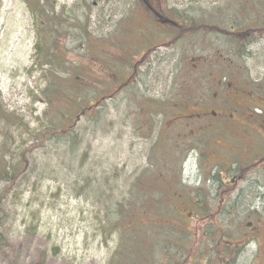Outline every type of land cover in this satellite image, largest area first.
Returning a JSON list of instances; mask_svg holds the SVG:
<instances>
[{
  "label": "rangeland",
  "instance_id": "obj_1",
  "mask_svg": "<svg viewBox=\"0 0 264 264\" xmlns=\"http://www.w3.org/2000/svg\"><path fill=\"white\" fill-rule=\"evenodd\" d=\"M76 1L0 0V107L22 118L31 130L48 125L45 118L47 104L41 97V91L46 87L45 73L33 66L40 25L44 27L49 21L56 22V28L49 30L61 38L63 46L60 48H68L71 50L69 57L90 67L85 70L92 72L93 69L99 73L101 67L87 56L86 38L98 43L96 49L104 51L106 56L126 64L135 56L129 31L147 32L145 27L138 31L132 25H126L124 36L116 41V48L105 47V41L112 36L117 39L118 35L101 21L103 4L93 8L91 0H81L75 5ZM38 2L36 8L41 12L37 10L34 14L30 4ZM197 2L193 0V3ZM45 11L48 17L37 16ZM129 11L127 8L126 23L129 22ZM86 27L92 32L87 37ZM197 38L196 35L189 41L186 50L168 48L145 54L139 50L140 54L134 59V64L139 67L132 85L114 99L106 100L98 108L97 116L81 117L76 127L80 139L76 151L66 142L55 139L38 144L27 134L20 137V131L13 132V128H10L12 136H9L0 122V146H4L3 151L10 163L18 161V157H12L13 151L22 153L32 145L38 147L30 157L27 156L25 174L11 187L5 201L9 217L1 230L7 234L10 246L6 255L0 256V264H112L123 240L128 242L127 245L136 246L134 250H142L144 256L154 247L156 264L164 255L161 246H169L166 251L172 255L176 252L172 244L183 242L182 247L186 249L185 240L190 242L188 252H203L207 264L214 262L220 250L228 251L227 264H256L258 256L263 259L259 264H264V245L259 254L261 245L256 233V228L264 223L258 225L261 219L264 221L261 208L209 213L221 215L216 219L220 220L219 223L216 220L200 223L198 217L201 215L197 212L193 213L194 216H182L181 222L168 217L164 220L168 227L157 234L158 237L152 242L142 237L139 244L127 238L130 237L127 233L124 237L123 228L117 229L122 219L116 211H121L122 203L135 202L133 189L143 176L141 173L150 166L147 157L172 156L177 150H184L181 146L186 144L185 140L169 141L176 132L174 129L166 132L165 128L173 117L170 112L177 109L176 103L191 108L200 105V102L190 103L182 96L187 93L182 91L184 88L205 92V80L203 76L201 79L197 76L201 66L197 69L192 65H198V59L214 61L216 53L209 49L200 50ZM89 49L92 55L93 45ZM221 53L223 58L233 59L231 54ZM260 56L261 61L256 57L254 61L258 65L250 73L254 80L264 78V51ZM234 61L236 72L245 77L249 71L247 63ZM223 73L232 75L228 70ZM130 75L131 72L125 74L126 79ZM58 76L66 77L64 73ZM256 85L264 86V82ZM142 99L146 103L157 102V106L161 105L157 108L164 111L150 112L147 116L149 112L138 110ZM144 124H153L152 131H146ZM160 161L165 159L153 160L156 164ZM142 168L145 170L141 171ZM4 185L0 182V192ZM143 217L145 221L153 220L150 215ZM184 223L186 226L181 228ZM215 232L217 235L213 234ZM204 233H208V237H204ZM243 237L246 238L244 245L240 249L234 248L240 247ZM213 247L215 250L211 252ZM222 264H226L225 260Z\"/></svg>",
  "mask_w": 264,
  "mask_h": 264
},
{
  "label": "flooded vegetation",
  "instance_id": "obj_2",
  "mask_svg": "<svg viewBox=\"0 0 264 264\" xmlns=\"http://www.w3.org/2000/svg\"><path fill=\"white\" fill-rule=\"evenodd\" d=\"M91 2L93 8L103 4L101 20L118 35L117 39L112 36L105 41V47L116 48V41L124 36L125 26L132 25L138 31L142 27L147 30L146 33L129 31L135 50L152 53L168 48L186 50L189 41L197 35L200 50L216 53L214 61L198 59V65H192L197 69L201 66L197 76L199 79L203 76L205 92L183 89H192L200 105L170 112L173 117L165 131L170 133L174 129L176 135L169 141L185 140L186 144L181 146L184 150H177L172 156L147 157L150 166L141 170H145L141 174L146 178L154 176L166 181V187L139 188L137 194L144 192L152 197L147 203L149 209L158 206L160 210L186 212L188 216L194 212L224 213L239 208L264 210V86L256 85L264 82V78L254 80L250 75L258 65L254 60L257 57L261 61L260 54L264 51V0H198L197 4L193 0ZM127 8L130 10L128 23ZM221 52L247 63L250 72L242 77L234 68L235 61L223 58ZM225 70L232 75L224 74ZM163 111L142 110L149 112L147 116L150 112ZM144 126L149 132L154 127L153 124ZM156 159L165 161L156 164L153 162ZM263 224L256 228L261 250ZM193 259H187L188 263L195 264ZM259 260L263 259L259 256L256 264Z\"/></svg>",
  "mask_w": 264,
  "mask_h": 264
},
{
  "label": "trees",
  "instance_id": "obj_3",
  "mask_svg": "<svg viewBox=\"0 0 264 264\" xmlns=\"http://www.w3.org/2000/svg\"><path fill=\"white\" fill-rule=\"evenodd\" d=\"M36 7H39V2L30 4V8H33L32 11L34 14L35 11L39 10ZM37 16L43 18V16L48 17L49 14L45 11L39 13ZM40 26L42 28L37 30L38 42L34 47L35 55L33 66L37 70H41L45 73L46 87L41 91V97L47 104L45 118L48 125L42 129H37L35 131L31 130L29 125L22 118L3 110L1 107L0 122L1 125L5 127L6 134L9 136H12L10 128H13V132L20 131V137L27 134L38 142V144H44L49 140L55 139L56 141L66 142L71 146L73 151H76L80 143L76 127L81 117L97 116L98 108L103 106L106 100L114 99L132 85L139 67V64H134V59L140 51L135 50V56L132 62L126 64L117 63L115 57H108L105 55L104 51L96 49L99 47V44L88 37L85 39L86 49L88 50L87 56L101 67V73L93 69L92 72H90L85 70V67L90 68L87 64L77 62L75 59L69 57L71 50L68 48L62 50L60 48V46H63L61 44V38L55 37L54 33L49 30L50 28H56V22L49 21L45 23L44 27L42 25ZM87 35L86 33V37ZM92 45L95 50L93 49V54L90 55L89 47ZM100 51L101 53H99ZM108 60H110L109 63ZM143 60L144 58L142 61ZM90 63L92 64V62ZM128 72H131V75L126 79L125 74ZM59 73H64L66 77H59ZM116 75L119 76L116 77ZM123 76L125 79H123ZM189 91V93H184L182 96L190 100V103L199 102L198 95L196 96L192 89ZM145 101V99H142V101L138 103V110L140 112L146 108L152 107V105H156V108L161 106H157L158 103L155 101H150L148 103ZM176 105V108H186L180 103H176ZM145 106L147 107L145 108ZM37 148L38 147L35 145H32L26 152L16 153L13 151L12 157H18V161L16 163H10L7 160L6 152L3 151L4 146H0V182L5 183L4 190L0 192V256L6 255L10 246L7 234L1 230L5 228V222L9 217L5 209V201L8 198L11 187L25 174L24 170L28 163L27 156L29 155L30 157L32 151ZM165 182V180L159 177H140L137 185L133 189L135 193L132 195L135 202L133 204L122 203L121 211L117 209V215H120L122 219L121 220L119 217L121 223L117 229L123 228V236L125 237L129 234L130 237L127 238L133 239V243L139 244L138 240L142 237L152 242L154 237H158L156 236L157 234L162 233L163 229L168 227L165 226V224H167L166 221H164L165 219L171 217L180 221L182 215H187L186 212L163 211L160 210L158 206L149 209L147 203H149L148 201H150L152 197L148 196V194L145 195L144 192H141L143 195L137 194L140 187L144 189L160 188L162 186L166 187ZM145 215H150L154 223L152 222L153 220L145 221L143 217ZM183 227L185 226L181 228ZM181 228L178 231H180ZM176 233L178 232L176 231ZM213 234L217 235L216 232ZM208 235V233H205L203 236L208 237ZM127 243L128 242L124 240L121 241L120 248L117 249L111 260L112 264H156L154 262L155 258H153L156 253L154 247L151 249L149 248L150 251L148 255L144 256L142 250H134L136 246H130L127 245ZM177 245L176 252L172 254L175 258H172L171 255V258H168L169 253H167L166 249L169 248V246L160 247V250L162 249V251H165L163 252L164 255L159 264H184L186 262L188 263L187 259H193L195 257H197L196 260L193 259L195 264H207L205 263V259H207L205 255L204 257L200 255L202 258L201 261L198 255L190 256L188 250L185 251L183 249V242H178ZM213 250H215L214 247L210 248L211 252ZM222 256L218 255L217 259L219 262H210L208 264H221Z\"/></svg>",
  "mask_w": 264,
  "mask_h": 264
},
{
  "label": "bare ground",
  "instance_id": "obj_4",
  "mask_svg": "<svg viewBox=\"0 0 264 264\" xmlns=\"http://www.w3.org/2000/svg\"><path fill=\"white\" fill-rule=\"evenodd\" d=\"M102 9H103V7H102ZM102 21V20H101ZM103 22V21H102ZM104 23V22H103ZM87 26V25H86ZM90 28V27H89ZM88 27H86V29H85V31H87V34L88 35H92V32L90 31V29H89ZM241 247H239V249H240Z\"/></svg>",
  "mask_w": 264,
  "mask_h": 264
}]
</instances>
